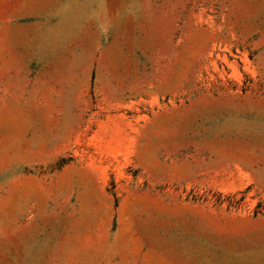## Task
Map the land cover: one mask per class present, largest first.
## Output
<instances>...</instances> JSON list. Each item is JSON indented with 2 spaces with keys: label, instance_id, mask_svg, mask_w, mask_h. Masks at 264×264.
Instances as JSON below:
<instances>
[{
  "label": "rangeland",
  "instance_id": "rangeland-1",
  "mask_svg": "<svg viewBox=\"0 0 264 264\" xmlns=\"http://www.w3.org/2000/svg\"><path fill=\"white\" fill-rule=\"evenodd\" d=\"M0 264H264V0H0Z\"/></svg>",
  "mask_w": 264,
  "mask_h": 264
}]
</instances>
